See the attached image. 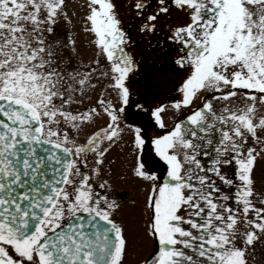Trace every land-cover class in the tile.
<instances>
[{"label": "snow or ice", "instance_id": "6c2138e0", "mask_svg": "<svg viewBox=\"0 0 264 264\" xmlns=\"http://www.w3.org/2000/svg\"><path fill=\"white\" fill-rule=\"evenodd\" d=\"M0 264H264V0H0Z\"/></svg>", "mask_w": 264, "mask_h": 264}, {"label": "rangeland", "instance_id": "374dc122", "mask_svg": "<svg viewBox=\"0 0 264 264\" xmlns=\"http://www.w3.org/2000/svg\"><path fill=\"white\" fill-rule=\"evenodd\" d=\"M121 195L123 196V199L125 201L131 200V199H136L138 201V204L135 209L126 207L124 210V214L128 216L129 218L135 220L137 226H139L140 224L139 212H140V208L143 205L145 195H146L143 191V186L137 185L135 187H122Z\"/></svg>", "mask_w": 264, "mask_h": 264}, {"label": "flooded vegetation", "instance_id": "af4514ba", "mask_svg": "<svg viewBox=\"0 0 264 264\" xmlns=\"http://www.w3.org/2000/svg\"><path fill=\"white\" fill-rule=\"evenodd\" d=\"M83 43H84V46H85V51H86V53H87L89 56L93 55V49L87 47V41H83ZM89 52H90V53H89Z\"/></svg>", "mask_w": 264, "mask_h": 264}]
</instances>
